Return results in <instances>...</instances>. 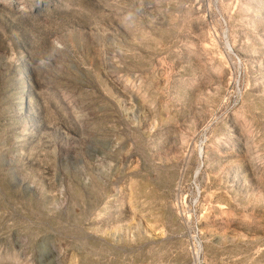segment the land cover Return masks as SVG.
<instances>
[{"label":"rangeland","instance_id":"rangeland-1","mask_svg":"<svg viewBox=\"0 0 264 264\" xmlns=\"http://www.w3.org/2000/svg\"><path fill=\"white\" fill-rule=\"evenodd\" d=\"M0 264H264V0H0Z\"/></svg>","mask_w":264,"mask_h":264},{"label":"bare ground","instance_id":"bare-ground-1","mask_svg":"<svg viewBox=\"0 0 264 264\" xmlns=\"http://www.w3.org/2000/svg\"><path fill=\"white\" fill-rule=\"evenodd\" d=\"M230 52H231V49H230ZM231 54H232V52H231Z\"/></svg>","mask_w":264,"mask_h":264},{"label":"water","instance_id":"water-1","mask_svg":"<svg viewBox=\"0 0 264 264\" xmlns=\"http://www.w3.org/2000/svg\"><path fill=\"white\" fill-rule=\"evenodd\" d=\"M232 52V51H231ZM233 54V53H232Z\"/></svg>","mask_w":264,"mask_h":264}]
</instances>
